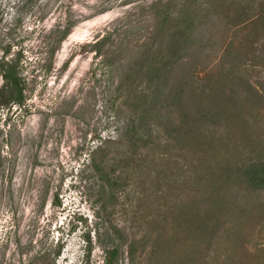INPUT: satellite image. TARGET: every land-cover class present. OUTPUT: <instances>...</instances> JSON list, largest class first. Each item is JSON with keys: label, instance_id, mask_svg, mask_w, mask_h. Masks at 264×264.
<instances>
[{"label": "rangeland", "instance_id": "obj_1", "mask_svg": "<svg viewBox=\"0 0 264 264\" xmlns=\"http://www.w3.org/2000/svg\"><path fill=\"white\" fill-rule=\"evenodd\" d=\"M150 1L0 0V59L8 48L10 59L22 49L21 75L28 86L24 105L0 106V264H264L263 206L241 222V238L214 237L218 242L211 245L188 235L186 223L178 226L171 214L161 216L177 209L183 194L175 179L171 188L163 184L164 175H157L151 162L154 154L157 161L165 157L161 145L144 164L136 159L120 169L116 160H104L109 177L119 180L114 189L92 164L104 138L116 140L107 146L110 155L122 151L120 139L130 145L123 129L135 113L132 94L120 87L122 61L125 48L146 41L156 29L158 10L148 7ZM251 1L219 0L223 6H218L216 0H197L199 18L231 6L240 12ZM182 3L172 0L174 9L168 12L178 15ZM66 19L76 25L48 72L44 59L56 34L52 29ZM262 21L244 32L258 31L257 53L248 46L239 50L250 84L264 95V58L256 57L264 48ZM104 37L98 52L93 45ZM195 52L188 51L170 76L192 70ZM198 71L209 72V65ZM142 81L133 89L148 93L152 87L145 77ZM2 83L0 73V88ZM191 90L186 84L188 106L195 100ZM153 122L147 121L150 131L145 130L151 147L167 137L160 122ZM235 240L241 244L234 247ZM215 242L223 246L217 252ZM114 248L118 252L111 257Z\"/></svg>", "mask_w": 264, "mask_h": 264}, {"label": "trees", "instance_id": "obj_2", "mask_svg": "<svg viewBox=\"0 0 264 264\" xmlns=\"http://www.w3.org/2000/svg\"><path fill=\"white\" fill-rule=\"evenodd\" d=\"M171 2L150 1L148 7L158 10L156 29L146 41L124 49L128 55L122 61L125 72L120 87L126 86L129 95L132 94L130 103L135 113L125 121L123 129L130 147L125 143L128 149L123 150L124 140L120 139L122 151L118 153L121 156L125 153V157L110 155L107 146L116 140L104 138L92 153V164L101 180L114 189L119 180L109 177L104 160H116L119 165L116 162L115 165L120 169L136 159L137 163L144 164L146 155H152L154 148L161 145L165 157L157 161L153 153L151 161L157 175H164L163 184L170 188L174 179L183 187L177 209H166L161 216L171 214L178 226L186 223L188 235L209 241V245L218 242L214 237L239 239L241 222L249 220L250 214H257V206L264 207V95L250 84L243 64L244 55L239 50L248 46L257 53L258 31L253 34L249 30L246 36L244 32L263 20L261 31L264 33V0L246 3L240 12L239 8L234 10V6L226 11L221 9L209 18H199L197 0H183L175 16L168 12L174 9ZM216 3L223 6L219 0ZM160 8L167 9L163 11L165 14ZM229 13H235V17L227 16ZM249 15H254L255 19L248 18ZM75 25L66 19L64 25L52 29L56 34L48 41L47 59H44L48 72ZM106 40L104 37L96 41L93 48L100 52ZM192 49H196L193 69L186 70L183 77L170 76L171 69ZM10 51L6 49L0 59L3 78L0 106L12 109L25 104L28 86L21 75L22 49L11 59L7 56ZM258 53L256 57L264 58L262 46ZM208 65L209 72L200 75L198 69L205 70ZM144 77L151 90L148 93L135 91L133 86L143 84ZM186 84L195 95L192 106H188L185 99ZM150 120L160 122L167 136L165 142L154 143L153 147L145 132L150 131L146 127ZM217 242L215 252L223 247ZM240 244L235 240L234 247ZM133 251L131 247V255ZM117 252V248L109 251L111 257ZM237 264L240 263L237 261Z\"/></svg>", "mask_w": 264, "mask_h": 264}, {"label": "clouds", "instance_id": "obj_3", "mask_svg": "<svg viewBox=\"0 0 264 264\" xmlns=\"http://www.w3.org/2000/svg\"><path fill=\"white\" fill-rule=\"evenodd\" d=\"M68 233H70V231H68ZM59 236H60L59 241L62 242L63 238H61V236H63V235H59Z\"/></svg>", "mask_w": 264, "mask_h": 264}]
</instances>
